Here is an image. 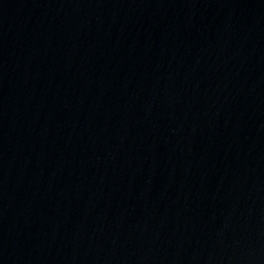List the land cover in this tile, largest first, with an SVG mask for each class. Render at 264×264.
Wrapping results in <instances>:
<instances>
[{
  "label": "water",
  "instance_id": "95a60500",
  "mask_svg": "<svg viewBox=\"0 0 264 264\" xmlns=\"http://www.w3.org/2000/svg\"><path fill=\"white\" fill-rule=\"evenodd\" d=\"M0 264H264V0H0Z\"/></svg>",
  "mask_w": 264,
  "mask_h": 264
}]
</instances>
